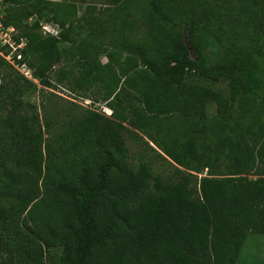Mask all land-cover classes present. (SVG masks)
I'll use <instances>...</instances> for the list:
<instances>
[{
	"label": "trees",
	"instance_id": "obj_1",
	"mask_svg": "<svg viewBox=\"0 0 264 264\" xmlns=\"http://www.w3.org/2000/svg\"><path fill=\"white\" fill-rule=\"evenodd\" d=\"M3 1L9 9L3 19L7 27L18 28L20 20L41 7L63 8L66 14L58 21L62 28L76 17L75 7L68 3ZM180 1L177 6L176 0L143 2L157 22L162 21L159 30L165 34L168 45L163 48L168 51L161 47L155 56L144 48H132L137 59L129 55L123 72L132 73L137 60H142L152 76L135 73L124 80L138 102L129 108L130 120L121 115H117L121 123L92 117L72 127L69 136L73 137V149L85 153L71 162L70 175H61L51 185L48 198L38 183L42 174L38 149L41 135L31 139L38 144L31 160L37 179L24 180L19 211L43 226L40 234L46 245L50 239L47 235H52L54 245L63 246L64 264H237L246 238L264 235V44L224 51L217 58L200 52L191 58L184 31L193 46L198 16L191 6L194 0ZM16 2L25 8L17 9ZM132 7L131 0H124L118 11L128 12ZM38 27L35 23L21 33L26 38L22 61L38 83L50 87L49 74L61 62L63 51L59 39L33 32ZM60 33L61 38L62 29ZM197 75L205 81H226L229 96L216 97L192 82ZM22 79L25 86H32ZM18 90L14 88L15 93ZM2 93L0 86V96ZM211 97L216 105L212 128L219 138L211 150L203 151L196 126H173V133L166 131L160 141L148 135L149 129L162 128L160 117L172 119L173 114H179L184 123L192 117L202 122ZM19 103L12 99V112L18 110ZM246 113H251L252 122L243 126V133L239 123ZM232 120L236 125L229 137L224 130ZM122 122L147 136L179 167L175 182L154 177L144 163L138 169L128 164ZM7 123L15 128L16 135L30 137L26 117L19 118L18 124L10 118ZM217 157H224L228 168V174L219 178L211 172ZM205 170L206 176L198 179L194 175ZM16 209L12 204L10 211ZM46 210L55 211L47 223L40 220V212ZM6 216L15 219L8 209H2L0 232ZM24 264L34 263L27 257Z\"/></svg>",
	"mask_w": 264,
	"mask_h": 264
},
{
	"label": "rangeland",
	"instance_id": "obj_2",
	"mask_svg": "<svg viewBox=\"0 0 264 264\" xmlns=\"http://www.w3.org/2000/svg\"><path fill=\"white\" fill-rule=\"evenodd\" d=\"M49 0H43L46 2ZM124 0H59L58 2L72 4L76 17L62 28L58 21L65 16V10L56 6L47 9L41 7L31 13L26 20H20L14 26V38L23 37L22 32L35 23L38 28L33 32L44 36L42 25H57L62 29V37H58V46L63 51V58L54 66L49 74L50 87L42 86L26 79L8 60L10 49L4 48L0 54V211L14 215L15 219L7 218L0 232V264H24L30 258L34 264H64L63 246H56L55 238L47 235L49 244L41 238L43 226L27 218L21 208L19 192L24 188V180L37 179V172L31 166L34 148L38 146L36 135H41L38 149L41 151V177L38 181L42 191L49 196V188L64 174L71 173V162L81 157L84 151L73 149V137L70 130L82 121L96 117L103 121L108 119L120 122L117 115L130 120V107L137 104L134 91L124 81L137 73L141 77L152 74L137 60V67L132 73L124 70L126 60L132 54V48H144L148 55L157 56L161 47L168 45L167 39L159 30L162 21L157 22L155 16L143 5L145 0H131L134 7L130 11L119 12L118 7ZM0 0V32L10 26L3 23L8 6ZM177 6L181 1L176 0ZM17 9L25 8L15 4ZM144 6V7H143ZM197 12V20L193 30L191 46L186 31L184 42L191 58L197 52L208 58H217L221 52L231 49H251L264 44V1L262 0H194L191 4ZM36 12V13H35ZM152 15H151V14ZM55 18V19H54ZM61 34V33H60ZM1 41V40H0ZM167 52L168 49H162ZM5 51V52H4ZM26 80L32 86H25ZM192 82H197L211 91L216 97H228L230 94L226 81L211 82L195 76ZM14 88H19L14 92ZM18 100V110L12 112L11 101ZM209 100V101H208ZM205 106V120L200 122L197 117L184 123L179 114L173 117H160L162 128L147 131L153 139L160 141L166 136V131L173 126L187 128L196 126L199 144L209 151L217 145V132L212 128L216 114L214 97L209 98ZM26 117L30 126V137L16 135L15 128L6 124L9 118L18 124L19 118ZM239 123L240 132L245 133L246 126L251 121V113H246ZM121 123V122H120ZM123 141L126 149L127 162L138 169L144 163L154 177L163 182H175L178 178L176 168H179L167 158L147 136L133 129L128 122H122ZM185 124V125H184ZM236 123L232 120L224 130V135L232 136ZM16 126V125H15ZM69 136V137H67ZM31 140V141H30ZM211 172L215 177L228 174L224 157L215 158ZM21 174V177H20ZM195 176L199 179L206 176ZM255 179L254 176H250ZM152 189L153 181L149 182ZM10 188V192L6 191ZM12 204L17 208L11 212ZM54 210L40 212V220L46 223ZM41 226V228H40ZM53 228V227H52ZM237 264H264V235H249L238 255Z\"/></svg>",
	"mask_w": 264,
	"mask_h": 264
},
{
	"label": "built area",
	"instance_id": "obj_3",
	"mask_svg": "<svg viewBox=\"0 0 264 264\" xmlns=\"http://www.w3.org/2000/svg\"><path fill=\"white\" fill-rule=\"evenodd\" d=\"M42 32L44 36L58 38L60 37L61 29L57 25L44 24L42 25ZM16 31L14 27L10 26L6 29H2L0 32V54L4 48L8 47L10 52L8 53V60H11V64L15 66L26 79L34 81L30 68L22 61V51L26 46V38L21 37L18 39L14 38Z\"/></svg>",
	"mask_w": 264,
	"mask_h": 264
},
{
	"label": "crops",
	"instance_id": "obj_4",
	"mask_svg": "<svg viewBox=\"0 0 264 264\" xmlns=\"http://www.w3.org/2000/svg\"><path fill=\"white\" fill-rule=\"evenodd\" d=\"M49 1L59 3L58 2L59 0H49Z\"/></svg>",
	"mask_w": 264,
	"mask_h": 264
}]
</instances>
